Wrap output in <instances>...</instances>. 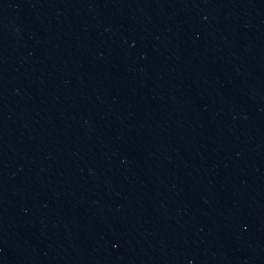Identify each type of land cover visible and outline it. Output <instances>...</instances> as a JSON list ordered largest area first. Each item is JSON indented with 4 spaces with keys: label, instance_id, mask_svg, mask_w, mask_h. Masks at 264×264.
I'll return each mask as SVG.
<instances>
[{
    "label": "water",
    "instance_id": "water-1",
    "mask_svg": "<svg viewBox=\"0 0 264 264\" xmlns=\"http://www.w3.org/2000/svg\"><path fill=\"white\" fill-rule=\"evenodd\" d=\"M0 264H264V0H0Z\"/></svg>",
    "mask_w": 264,
    "mask_h": 264
}]
</instances>
